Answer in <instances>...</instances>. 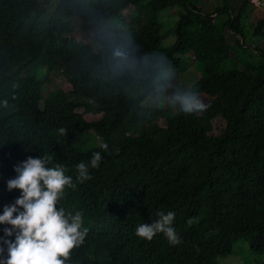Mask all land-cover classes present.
I'll use <instances>...</instances> for the list:
<instances>
[{"label":"trees","instance_id":"1","mask_svg":"<svg viewBox=\"0 0 264 264\" xmlns=\"http://www.w3.org/2000/svg\"><path fill=\"white\" fill-rule=\"evenodd\" d=\"M176 8L174 43L163 48L160 14ZM255 10L247 0H0V174L13 179L15 165L39 156L65 169L76 186L57 206L82 213V264L107 253L114 264H217L239 240L264 252V10ZM71 19L89 24L98 51ZM108 30L131 36L138 55L163 53L174 73L191 56L200 77L190 86L209 105L156 108L112 76L100 47ZM52 76L65 89L44 96ZM95 152L99 167L78 182L76 165ZM19 196L1 179L0 214ZM169 211L179 244L136 235ZM10 227L0 224V261Z\"/></svg>","mask_w":264,"mask_h":264},{"label":"clouds","instance_id":"2","mask_svg":"<svg viewBox=\"0 0 264 264\" xmlns=\"http://www.w3.org/2000/svg\"><path fill=\"white\" fill-rule=\"evenodd\" d=\"M100 40L102 60L112 76L130 79L136 89L149 96L156 108L168 107L185 114L194 111V102L198 99L195 87L174 84L176 74L163 53L152 51L138 55L131 36L122 31L108 30ZM66 131L60 128L58 133L63 136ZM33 142L36 143L35 136ZM102 148L107 150L108 145L103 144ZM28 151L30 155L41 152ZM101 159V154L95 152L89 162L77 164L76 180L82 183L91 179L89 168H98ZM49 163L51 160L47 156L29 157L14 166L15 178L8 180L0 174L9 191H20L14 204L5 206L0 214V224L11 226L4 230V235L11 237L15 233L14 241H3L7 246V259L0 264H82L78 249L88 231L87 228L81 230L82 213L66 214L63 207L57 206L66 187L74 188L76 185L72 177L65 175L61 165L48 167ZM157 215L159 219L153 223L138 226L136 235L151 241L157 233H163L170 244H179L180 238L171 226L175 213L158 212ZM3 251L0 248V252ZM89 259L86 264H90ZM115 259V253H107L96 264H114Z\"/></svg>","mask_w":264,"mask_h":264},{"label":"rangeland","instance_id":"3","mask_svg":"<svg viewBox=\"0 0 264 264\" xmlns=\"http://www.w3.org/2000/svg\"><path fill=\"white\" fill-rule=\"evenodd\" d=\"M129 10L125 12L128 15ZM179 9H170L163 11L160 14L162 21L164 22L165 31L163 33V48H169L174 43V25L177 21V15ZM254 16H260L261 11L255 10ZM71 22L76 26L75 35L76 38L81 40L85 39L92 45L94 51H98V46L95 43L93 37V30L88 23L82 22L77 19H71ZM246 43H249L246 39ZM182 70H179L176 74L174 84L179 87L190 86L193 82L197 81L200 77V72L194 68L193 58L189 55L184 57V65ZM63 87L65 89V83L62 77H51V80L43 88V95L46 96L49 92H53L58 88ZM208 96L202 94L198 95V99L194 102V111L199 112L201 108H205L209 105ZM91 120V119H90ZM217 264H264V252H253L247 242L239 240L232 248L231 255L225 258H217Z\"/></svg>","mask_w":264,"mask_h":264},{"label":"built area","instance_id":"4","mask_svg":"<svg viewBox=\"0 0 264 264\" xmlns=\"http://www.w3.org/2000/svg\"><path fill=\"white\" fill-rule=\"evenodd\" d=\"M248 2H253V8L258 9L259 7H264V0H247Z\"/></svg>","mask_w":264,"mask_h":264},{"label":"bare ground","instance_id":"5","mask_svg":"<svg viewBox=\"0 0 264 264\" xmlns=\"http://www.w3.org/2000/svg\"><path fill=\"white\" fill-rule=\"evenodd\" d=\"M251 5H253V2H250ZM258 9L264 10V7H259Z\"/></svg>","mask_w":264,"mask_h":264}]
</instances>
